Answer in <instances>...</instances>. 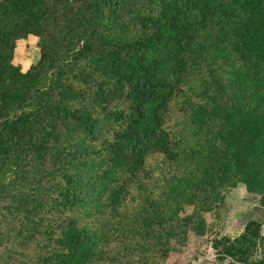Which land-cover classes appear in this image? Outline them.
Returning a JSON list of instances; mask_svg holds the SVG:
<instances>
[{
  "label": "trees",
  "instance_id": "trees-1",
  "mask_svg": "<svg viewBox=\"0 0 264 264\" xmlns=\"http://www.w3.org/2000/svg\"><path fill=\"white\" fill-rule=\"evenodd\" d=\"M4 173L0 264H165L227 188L264 209V0H0ZM263 228L218 258L264 264Z\"/></svg>",
  "mask_w": 264,
  "mask_h": 264
},
{
  "label": "rangeland",
  "instance_id": "rangeland-1",
  "mask_svg": "<svg viewBox=\"0 0 264 264\" xmlns=\"http://www.w3.org/2000/svg\"><path fill=\"white\" fill-rule=\"evenodd\" d=\"M23 53L27 56H15L21 63L34 64L40 58V51L37 47V40H23ZM22 44V43H21ZM20 44V45H21ZM18 44V47L20 46ZM17 58V59H16ZM18 62V61H16ZM17 65V63L15 64ZM26 69V68H25ZM13 178L12 173H4L0 176V186L9 183ZM193 212V207H186L183 216H188ZM208 231L206 236H197L193 231H188L183 243L173 242L174 249L170 252L165 264H229L230 258L221 261L213 248V241L216 238L229 237L235 239L239 237L246 224L250 220L264 222V209L259 207V199L253 194H249L243 184L236 188H227L218 200L215 209L205 214ZM264 233V228H263ZM260 255H257L259 258Z\"/></svg>",
  "mask_w": 264,
  "mask_h": 264
},
{
  "label": "crops",
  "instance_id": "crops-1",
  "mask_svg": "<svg viewBox=\"0 0 264 264\" xmlns=\"http://www.w3.org/2000/svg\"><path fill=\"white\" fill-rule=\"evenodd\" d=\"M30 39V41H33L34 39H36L37 40V42H38V39L36 38V37H34V36H30L28 39H26V41H28ZM22 43V44H21ZM24 43L25 42H23V40H20V41H18L17 42V49H16V53H15V56H27V55H29L30 54V52H28V49H26V51H27V53H26V55H24L25 53H23V46H24ZM18 44L20 45L19 47H18ZM17 59V58H16ZM21 60L22 59H20V60H16V61H18V62H16L15 61V64L17 63V65H21L22 66V69H23V71L24 72H26V71H28L29 69H30V67L32 66H30V64L32 63H28L29 65H26V63H21ZM26 68V69H25Z\"/></svg>",
  "mask_w": 264,
  "mask_h": 264
}]
</instances>
